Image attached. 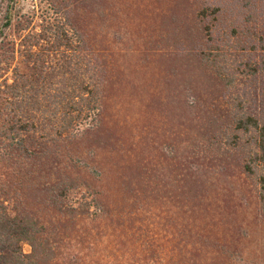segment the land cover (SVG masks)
Here are the masks:
<instances>
[{"label":"rangeland","instance_id":"1","mask_svg":"<svg viewBox=\"0 0 264 264\" xmlns=\"http://www.w3.org/2000/svg\"><path fill=\"white\" fill-rule=\"evenodd\" d=\"M87 2L78 14L82 30L109 71L106 130L81 154L82 175L104 197L106 213L79 218L67 232L70 245L84 241L105 264H263L264 222L252 179L211 145L231 126L216 69L222 58L204 64V52L216 45L211 37L224 40V29L210 32L211 21L200 16L204 0ZM54 3L0 0V41L15 43L16 58L23 34L56 18ZM19 21L29 29L21 37ZM70 245L67 261L79 253Z\"/></svg>","mask_w":264,"mask_h":264},{"label":"trees","instance_id":"2","mask_svg":"<svg viewBox=\"0 0 264 264\" xmlns=\"http://www.w3.org/2000/svg\"><path fill=\"white\" fill-rule=\"evenodd\" d=\"M54 1L56 18L40 32L23 21L15 27L19 37L29 30L22 58L8 37L0 41V264L103 263L84 241L70 245L67 232L79 218L106 213L104 197L82 175L81 154L106 130L109 70L82 30L86 20L78 14L87 0ZM202 7L210 32L224 29V40L211 37L216 45L204 52V64L215 67L210 58H222L216 69L231 124L211 145L234 156L252 179L264 222V0H204ZM68 245L79 250L77 259L67 261Z\"/></svg>","mask_w":264,"mask_h":264}]
</instances>
